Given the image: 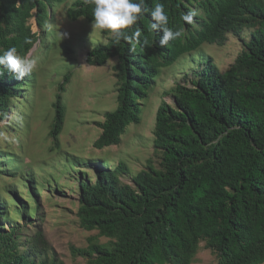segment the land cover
Returning <instances> with one entry per match:
<instances>
[{
	"label": "trees",
	"instance_id": "obj_1",
	"mask_svg": "<svg viewBox=\"0 0 264 264\" xmlns=\"http://www.w3.org/2000/svg\"><path fill=\"white\" fill-rule=\"evenodd\" d=\"M56 1L63 0H0V53L14 46L18 54H26L38 39L29 18L35 16L43 30ZM157 2L165 7L167 26L182 32L180 38L161 47L162 33L151 29L149 11L127 30L131 41L114 43L101 30L106 42L87 51L89 64L117 57L112 65L116 106L96 121L100 132L92 141L94 148L119 144L127 126L140 122L141 100L160 68L203 44L222 45L228 35L241 37L245 26L257 27L224 71L206 56L164 91L172 103L162 99L155 110L152 147L157 165L148 157L132 173L123 159L114 166L103 158L69 160L71 166L78 162L94 172L93 177H77L76 216L80 227L97 230L86 245H70V253L89 264H191L199 242L205 241L217 264L264 263V0H145L149 10ZM190 11L196 16L188 24L182 17ZM91 12L86 0H73L66 9L68 18L87 21H93ZM69 76L58 83L52 103V149L59 148L62 91ZM33 82L28 75L17 80L4 70L0 122L15 114L16 99ZM23 181L33 195L31 180ZM10 193L9 204L0 201V264H64L38 226L22 238L18 220H31L39 208L37 199L33 208L15 191ZM15 202L18 206L10 209ZM98 236L108 240L101 242Z\"/></svg>",
	"mask_w": 264,
	"mask_h": 264
},
{
	"label": "rangeland",
	"instance_id": "obj_2",
	"mask_svg": "<svg viewBox=\"0 0 264 264\" xmlns=\"http://www.w3.org/2000/svg\"><path fill=\"white\" fill-rule=\"evenodd\" d=\"M72 1L53 3L44 31H39L33 17L29 20L32 30L39 34L28 52L37 62L29 74L34 82L22 90L23 98L16 99L19 103L15 114L0 122V159H3L0 162V201L9 204L7 197L15 191L27 206L34 208L35 197L39 208L30 216L31 220H18L22 238L32 234L38 226L64 264H89L85 257L72 256L70 245L84 246L88 236L97 234L95 229L80 227L76 216L77 177H93L94 172L78 162L71 166L69 160L103 158L108 166H114L123 159L132 173L145 166L148 157L157 165L159 158L153 154L152 147L155 110L162 99L172 103L171 96L164 91L180 80L182 73L196 69L206 56H211L224 71L257 25L243 27L241 37L228 35L222 45L203 44L201 50L184 53L173 64L160 68L155 84L141 100L140 122L127 126L119 144L98 149L92 146L100 132L96 121L103 120V113L116 106L117 85L112 65L117 57H110L99 65L86 62L87 50L94 44L106 42L107 36L93 28L92 21L83 16L68 18L66 9ZM66 73L70 76L62 91L63 128L59 148L52 149L48 134L53 122L52 103L58 83ZM25 179L31 180L34 196L27 192ZM121 180L128 181L125 177ZM11 205L10 209H14L18 202ZM98 240L106 242L108 238L98 236ZM191 264H217L216 254L205 246V241H200Z\"/></svg>",
	"mask_w": 264,
	"mask_h": 264
},
{
	"label": "clouds",
	"instance_id": "obj_3",
	"mask_svg": "<svg viewBox=\"0 0 264 264\" xmlns=\"http://www.w3.org/2000/svg\"><path fill=\"white\" fill-rule=\"evenodd\" d=\"M86 2L92 5V27L95 29H100L102 31H108L114 38V43H118L121 39L131 41L133 37L128 35L127 30L130 29L131 26L136 24L137 21L142 18L145 12L149 11L152 19L151 29L153 31L162 33L159 40V44L161 47L166 46L170 40H176L182 35L181 31L173 30L172 28H169L167 26L168 16L162 3H155L154 7L149 10L146 7L145 0H86ZM49 14L50 16L52 15L50 11ZM195 16L196 12L190 11L184 14L182 19L186 23L191 24L193 23ZM32 17L35 20V16ZM29 20L28 24H30ZM35 25L37 26L39 31L45 30V27L43 30H40L36 23V20ZM32 32L36 31L32 30ZM36 33L39 39V34L38 32ZM140 35L141 33L139 31L134 34V36L137 38L140 37ZM35 42L33 43V45L35 44ZM134 48L135 45H133V49ZM30 49L28 50V52L30 51ZM28 52L24 55H20L18 54L17 48L14 46L3 50L2 53H0V66H2L0 67V76L4 74V70H7V72L12 74V76L17 80H22L26 75L32 77L29 74L32 73L36 68L37 62L34 58L31 57L30 53Z\"/></svg>",
	"mask_w": 264,
	"mask_h": 264
}]
</instances>
